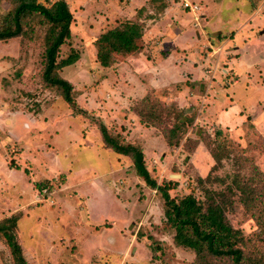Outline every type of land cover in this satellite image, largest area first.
Masks as SVG:
<instances>
[{
    "label": "rangeland",
    "instance_id": "rangeland-1",
    "mask_svg": "<svg viewBox=\"0 0 264 264\" xmlns=\"http://www.w3.org/2000/svg\"><path fill=\"white\" fill-rule=\"evenodd\" d=\"M66 1L73 12L72 37L61 56L72 49L79 58L57 74L72 84L75 108L44 83L40 38L0 43V222L16 218L13 232L26 264H195L193 251L172 244L174 231L164 218L160 192L136 174L130 155L106 148L98 128L101 122L119 143L141 149L157 184H175L170 197L192 194L204 200V188L222 192L228 204L225 215L244 236L243 249L264 258V0H187L198 6L189 34L202 38L187 56L164 65L165 77L162 71H147L139 58L133 60L132 70L124 59L103 68L95 57L96 40L105 30L131 20L142 24L146 38H154L152 48L163 54L170 45L161 41L166 29L175 36L174 28L181 24L178 15L189 22L186 0ZM164 5L174 11L165 12ZM11 8L9 0L0 1V16ZM244 28L249 29L241 31ZM189 65L193 71H188ZM111 70L115 75L108 74ZM133 71L150 83L154 79L158 86L150 95L149 107L155 105L151 111L156 117L149 119L153 124L149 129L160 140L131 125L139 118L137 110L143 111L137 96L147 84ZM193 73L205 84L189 86L186 82ZM212 79L225 103L218 94L207 92V81ZM216 96L213 108L217 113L226 111L224 126L217 117L199 116L201 106H209ZM168 105L196 115L187 132L179 134L176 146L163 137L176 121V112ZM98 175L101 178L93 181ZM88 178L92 179L84 181ZM234 179L247 194L240 195ZM251 197L254 205L248 201ZM146 213L150 220L141 221ZM129 235L137 239L119 248ZM95 242L98 249L91 246ZM0 264H16L2 236Z\"/></svg>",
    "mask_w": 264,
    "mask_h": 264
},
{
    "label": "trees",
    "instance_id": "trees-1",
    "mask_svg": "<svg viewBox=\"0 0 264 264\" xmlns=\"http://www.w3.org/2000/svg\"><path fill=\"white\" fill-rule=\"evenodd\" d=\"M9 1L12 8L0 16V43L17 37L25 39V43L40 38L43 46L41 54L43 61L42 79L49 87H55L63 100L75 108L72 84L57 74L59 69L75 63L79 58L78 52L72 49L69 50L66 57L61 56L62 48L72 37L70 25L73 21V12L69 3L66 0H54L52 2L49 0ZM165 8L164 5L163 9ZM143 34L142 24L131 20H124L117 26L105 30L99 34L96 40L98 43L95 54L96 60L103 68L109 69V67H115L118 60H126L132 56L137 57L139 54H143L147 60L156 63V60L165 58L170 53L171 49L169 48H167L169 51H163V54L161 51H155L157 48H152L155 47V43L145 42ZM126 64L129 66L128 63ZM112 71L108 74L115 75ZM191 76L192 78L186 83H189L191 87L194 86L192 88H196L198 83L205 84L202 78H193V74ZM178 85L181 87L180 83ZM152 91L155 92L156 90L150 87L143 96L139 97L140 99L138 98L143 111L142 109L137 110L139 118H135L138 124L147 128L153 125L149 119L156 117L155 110L151 111L155 105L149 107ZM166 108L176 112V121L168 133L163 134V137L167 144L176 146L181 138L179 134L187 132V128L193 125L196 115L194 113L187 115L183 109L174 105H168ZM203 114H206L209 119L214 120L217 117V121L219 120L218 113L211 103L209 106H201L199 116ZM98 128L106 148L119 155H130L136 174L143 178L147 186L160 192L164 201V218L174 231L172 244L175 247L193 251L195 264H212L211 260L225 261L229 264H264V258L261 254L247 252L243 249L244 236L239 229L234 228L228 221L225 215L228 204L222 200V197L224 198L222 192L204 188V200H198L192 194H187L179 199L170 197L169 190L174 188L175 184L169 181L162 184L156 183L145 166L140 148L132 144L119 143L116 138L108 133L102 122L98 124ZM213 157L216 158L214 155ZM199 180L202 181L201 178ZM234 187L241 196L247 194L245 188L236 179H234ZM231 189L232 186H229L228 190L231 191ZM254 200L251 197L248 201L253 204ZM256 218L259 222L260 217L257 216ZM15 222V217H8L0 222V236L4 238L15 263L26 264L20 244L13 232ZM262 225L264 232V221H262ZM154 250L160 251L161 247H156ZM168 250L173 251L172 248H168Z\"/></svg>",
    "mask_w": 264,
    "mask_h": 264
},
{
    "label": "crops",
    "instance_id": "crops-1",
    "mask_svg": "<svg viewBox=\"0 0 264 264\" xmlns=\"http://www.w3.org/2000/svg\"><path fill=\"white\" fill-rule=\"evenodd\" d=\"M187 1V0H186ZM185 9H188V8H185ZM197 9H198V6H197ZM211 9V8H210ZM169 10H173L174 11V8L170 5V6H168L166 9H165V12H168ZM188 11H190V15H189V22L188 23H186L185 21H183L182 20V16H179L178 15V17H179V20L181 21L180 23L181 24H177V28H174V29H176V32H175V36H169V34H167V31L169 30L170 31V29H166L167 31H165V35L164 34H162V42L164 43L165 41L166 42H168L170 45H169V49H171V51H170V53L165 57V58H162V59H158V60H156V63H152L150 60H147L145 57H144V55L143 54H139L137 57L136 56H132V57H129V58H127L126 59V61H127V63L129 64V67L131 68V70L134 68V66L135 65H133V63H134V61L133 60H135V59H137V58H139V60H140V62L142 63V64H144L146 67H148V69H147V71H149L150 73H154V72H151L152 71V69H155L156 70V72L157 71H162L161 72V75L163 76V77H165V72H164V69H163V67H164V65L166 64L167 66L170 64L171 65V62H176V61H179L180 59H181V55H186V54H188L189 52H190V50H192V48H195L196 46L198 47V45H199V42H200V40H201V38L202 37H200V35L199 34H197V36L195 37V39H193L191 36H190V34H189V31H192L193 30V28H192V26H191V21H192V19L193 18H191L192 17V14L195 12V11H191L190 9H188ZM263 11V9L259 12V20H260V22H261V19H260V17L262 16V12ZM164 12V13H165ZM178 13V12H177ZM179 14V13H178ZM257 21V20H256ZM257 23V22H256ZM261 24H262V22H261ZM170 26V25H169ZM169 26H167V28H169ZM179 26V27H178ZM174 29H172L171 31H173ZM249 28H247V30H248ZM146 30H148V29H146ZM247 30H245V28L244 29H241V31H243V32H246ZM194 31V30H193ZM164 33V32H163ZM243 36V35H242ZM245 36V35H244ZM143 37H144V40H145V42H149V41H152L154 38H152V39H148V38H146L147 36L145 35V33H144V35H143ZM149 37H150V35H149ZM156 37V36H155ZM155 39H160V36H159V38L158 37H156ZM155 43V42H154ZM179 44H182V46L181 45H179ZM172 46V47H171ZM221 46H222V44H221ZM182 47H185L186 48V50L183 52V50H181V48ZM216 47H218V46H216ZM178 51V52H177ZM177 55H179L180 57H178ZM187 56V55H186ZM173 60V61H172ZM219 61V60H218ZM148 65V66H147ZM188 68V67H187ZM149 69H151V70H149ZM189 69L190 70H188L189 72L190 71H193L192 70V67H191V65H189ZM138 72V71H137ZM133 74L134 75H137V78L138 79H141V80H145V81H147V84H143L142 86H141V91H142V96L144 95V93L146 92V90L148 89V88H154V89H157L158 88V86H156L155 85V83H156V81L153 79V81H154V84L151 82L150 83V80H148V78H141V74H138V73H135L134 71H133ZM195 77H198V78H200V76H199V74L197 73L196 75L193 73V78H195ZM208 77V76H207ZM213 77H216V72L214 73V76ZM151 78V77H150ZM204 82L206 81L205 79L203 80ZM233 82L234 83H238V81H236V80H233ZM207 92H209V94L210 95H213V96H215V95H219L220 96V102H223V103H225V99H223L222 98V96L223 95H221L219 92H218V90L220 89V87H219V84L217 83V82H214V80L212 79V80H209V81H207ZM138 98L139 97H141V96H137ZM180 99H181V97H179ZM217 99H218V96H216V99H211L210 100V103L211 104H213V107H214V105H216L218 102H217ZM229 109H230V107H228V111H229ZM226 113V111H223V112H219L218 113V118H219V121H220V123L222 124V126H224V122H222V118L224 117V114ZM134 120V121H133ZM132 121H133V123L131 124L132 126H135L133 129H136V130H140V131H142V132H146V133H148V137H152V138H155V139H159L160 140V138H159V136H155V134H153V132L152 133H150V129L149 128H147V127H145V126H143V125H140V124H138V122L136 121V119H132ZM20 122H21V120L18 122L19 124L18 125H16L15 124V128H17V126H20ZM120 125H125V126H127L126 124H123L122 122L120 123ZM128 127V126H127ZM130 127V126H129ZM86 142H87V140H85ZM87 144V143H86ZM140 144H141V147L143 148V151H145L146 152V149H145V146H143V143L142 142H140ZM87 145H89V144H87ZM90 146H92V145H89V147ZM154 154V153H153ZM71 164V163H70ZM101 177H99V175L96 177V180H94L93 179V181H97V180H99ZM89 179H92V178H88V179H86V180H84V181H88ZM91 182V183H93V184H95V182ZM92 184H89V186H90V188H93L92 186H91ZM96 185V184H95ZM100 185H96V187H95V189L97 190V192H99L100 191ZM102 190V189H101ZM85 192V191H84ZM100 192H102V191H100ZM85 193H87L89 196H91L92 194H93V192L92 191H86ZM100 194V193H99ZM88 196V197H89ZM120 205H124L123 204V201H120V200H116ZM145 203V205H148L149 204V202H148V200L146 201V202H144ZM92 198H87V200H86V205H87V209H88V213H89V216H91L92 214H91V209L92 208H90V207H92ZM57 214V213H56ZM58 215V214H57ZM148 215V213H146V214H144V216L141 218L142 220L141 221H144V222H148L150 219H149V217L147 216ZM130 218V217H129ZM104 219V216L103 217H100L99 218V220H103ZM90 220H92V216L90 217ZM111 221H113V222H117L115 219H112ZM99 222V221H98ZM141 225V224H140ZM143 225V224H142ZM114 226V225H113ZM115 228V227H114ZM113 228V229H114ZM116 229V228H115ZM110 231V230H109ZM103 232V231H102ZM106 232L107 231H105L104 232V234H106ZM116 237V236H115ZM99 239V238H98ZM125 239H127V240H125ZM124 239V241H123V243H122V245H121V247H119V248H124V246L125 245H127V244H129V245H131L132 243H134V241L136 240V237H135V235H129L128 236V238H125ZM97 242H95V243H93L91 246L92 247H95V248H97V244H96ZM98 249V248H97ZM173 250V249H172Z\"/></svg>",
    "mask_w": 264,
    "mask_h": 264
},
{
    "label": "built area",
    "instance_id": "built-area-1",
    "mask_svg": "<svg viewBox=\"0 0 264 264\" xmlns=\"http://www.w3.org/2000/svg\"><path fill=\"white\" fill-rule=\"evenodd\" d=\"M183 5H184L185 8H188L191 11H195V9H197V5L196 4H191L188 1H185Z\"/></svg>",
    "mask_w": 264,
    "mask_h": 264
}]
</instances>
